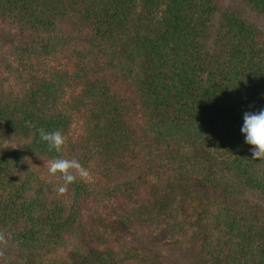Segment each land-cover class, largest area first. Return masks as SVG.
Wrapping results in <instances>:
<instances>
[{
  "label": "trees",
  "instance_id": "trees-1",
  "mask_svg": "<svg viewBox=\"0 0 264 264\" xmlns=\"http://www.w3.org/2000/svg\"><path fill=\"white\" fill-rule=\"evenodd\" d=\"M261 109L264 0H0L4 264H162L124 246L140 215L204 264H264ZM58 155L90 174L63 194Z\"/></svg>",
  "mask_w": 264,
  "mask_h": 264
},
{
  "label": "rangeland",
  "instance_id": "rangeland-1",
  "mask_svg": "<svg viewBox=\"0 0 264 264\" xmlns=\"http://www.w3.org/2000/svg\"><path fill=\"white\" fill-rule=\"evenodd\" d=\"M221 2L223 3V0ZM248 198L259 212L264 213L262 198L250 191ZM153 225L142 215L137 220L130 221L124 229V246L142 251L162 264H204L196 253L198 248L196 237H193L189 243L186 241L184 245H177L172 241V236L167 229H163L158 224ZM4 256L6 255L0 254V264L6 262Z\"/></svg>",
  "mask_w": 264,
  "mask_h": 264
},
{
  "label": "clouds",
  "instance_id": "clouds-1",
  "mask_svg": "<svg viewBox=\"0 0 264 264\" xmlns=\"http://www.w3.org/2000/svg\"><path fill=\"white\" fill-rule=\"evenodd\" d=\"M41 141L47 143L49 150H54L57 154L62 153L64 136L61 131H46L44 128L38 129ZM241 132L244 135L246 144L251 145V159L264 161V109L256 112H245L243 115V124ZM50 176L55 177L63 184H58L55 190L58 194H63L67 186L72 184L77 175L81 179H88L89 172L81 163L75 159H65L58 155L54 157L47 165Z\"/></svg>",
  "mask_w": 264,
  "mask_h": 264
}]
</instances>
